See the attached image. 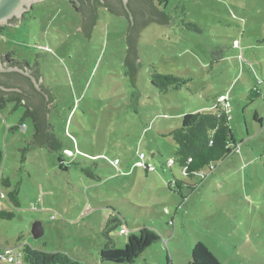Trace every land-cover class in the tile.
Here are the masks:
<instances>
[{
    "label": "rangeland",
    "instance_id": "rangeland-1",
    "mask_svg": "<svg viewBox=\"0 0 264 264\" xmlns=\"http://www.w3.org/2000/svg\"><path fill=\"white\" fill-rule=\"evenodd\" d=\"M164 12L174 24L141 31L137 85L128 64L130 21L109 9L100 10L90 39L68 0L35 3L22 24L2 25L1 49L41 71L56 99L54 134L79 152L65 157L77 165L62 170L58 152L34 149L33 119L20 126L23 106L0 109V176L10 181L3 191L18 189L20 203L0 201L14 212L0 220V246L117 264L102 262L101 250H122L147 230L159 241L133 264H189L198 242L222 264H264V0H169ZM153 72L186 84L161 93ZM221 96L233 152L189 180L173 163L168 134L185 115L213 111ZM36 222L45 231L40 239Z\"/></svg>",
    "mask_w": 264,
    "mask_h": 264
},
{
    "label": "trees",
    "instance_id": "trees-1",
    "mask_svg": "<svg viewBox=\"0 0 264 264\" xmlns=\"http://www.w3.org/2000/svg\"><path fill=\"white\" fill-rule=\"evenodd\" d=\"M110 1L111 0H107L105 4L99 3L100 1L96 2L98 7L101 6L108 8L112 12L121 15L123 14L130 18V14L122 0ZM131 1L132 3L130 5L128 4V7L131 11L134 23L132 20L130 21V29H136L137 21H139L137 20L136 10L133 5L134 2L140 3V5L146 9L147 16L148 14L152 15L162 24H168L170 22L171 19L164 12L168 7L169 0ZM81 2L83 1L81 0ZM71 4L74 5V3ZM94 17L95 20H97L98 16L96 15ZM181 22L188 30H191V25L192 27L197 28V25L186 22L185 20H182ZM151 84L161 93H167L171 88L174 90L182 89L186 83L184 80L173 75H162L153 72ZM38 92L34 94V96L36 95L34 99L35 105H32L29 102V98L31 97L24 93L22 94L21 92H12L7 96H2L0 97V109L6 108L7 105L12 103L15 104L16 108L23 106L25 108L24 119L21 121L20 126L24 125L23 122L25 118L31 117L34 121L35 133L32 136L34 137V141L42 138L43 146H47L51 152H58L60 155L58 159L60 168L66 170L70 165H77V162L76 160H73L72 163L70 162L68 164L65 162V157L73 159L75 156L68 157L65 154L66 150L71 149L64 147L61 140L54 134V130L48 121V108L54 103L55 99L49 91H47V94H40ZM254 96L256 98L260 96L258 91L255 92ZM217 104L218 105L211 112H199L196 114L185 115L182 118L180 128L175 129L168 134V136L173 138L176 144L173 163L177 164L180 169H182L184 177H187L189 180L196 178L206 170L215 168L219 162L233 152L232 145L234 141L230 124L231 116L225 106L223 107L220 102ZM3 158L4 155L0 145V163L3 162ZM85 173L91 178L97 177L90 169H86ZM8 186H10V181L0 176V201H5L7 199L11 204L19 208L18 189L5 193L3 187ZM13 217L14 212L4 208L0 211V220H10ZM158 241L159 239L153 233L147 230H142L138 236L135 235L129 237L125 248L122 250L113 249L109 245L105 246L100 253L101 261L117 264H133L148 248L156 244ZM9 248L17 249V247L0 246V254ZM20 251L24 255L25 264H85L80 260L71 258L66 253L47 252L32 248L27 244L21 246L18 252ZM189 264L222 263L205 244L198 242L192 250V259Z\"/></svg>",
    "mask_w": 264,
    "mask_h": 264
},
{
    "label": "flooded vegetation",
    "instance_id": "flooded-vegetation-1",
    "mask_svg": "<svg viewBox=\"0 0 264 264\" xmlns=\"http://www.w3.org/2000/svg\"><path fill=\"white\" fill-rule=\"evenodd\" d=\"M68 1H70V3H74L73 6L82 15V20L83 22L86 21L87 26H94L98 20V18L95 20L94 16H98V11L101 8V6L98 7L96 1H100L99 3L105 4L107 0H82L83 2H81V0ZM131 3L132 1L129 0V5ZM133 5L136 10L137 20L140 21L141 19L147 17L146 9L142 7L140 3L134 2ZM32 8L33 5L31 7H26L25 11L20 17H15L14 19L10 20L9 23L22 24L26 18V14H29ZM5 28L6 26L0 25V35ZM11 55L12 54H8L7 52L3 51L0 46V97L7 96L12 92H21L22 94L24 93L25 95L31 97L29 98V102L32 105H35L34 99L36 95L34 96V94L38 91L40 94H47L48 91L44 85L40 70L37 72L36 68L31 67L29 63L17 61ZM16 69L22 70V72Z\"/></svg>",
    "mask_w": 264,
    "mask_h": 264
},
{
    "label": "water",
    "instance_id": "water-1",
    "mask_svg": "<svg viewBox=\"0 0 264 264\" xmlns=\"http://www.w3.org/2000/svg\"><path fill=\"white\" fill-rule=\"evenodd\" d=\"M43 1L44 0H0V25L10 24V25L19 26L20 24L9 23V21L14 19L15 17L16 18L20 17L23 14V12L25 11L26 7H31L35 3H40ZM122 2L124 4V6L126 7L127 11L129 12L130 18L126 15H123V14L121 15L119 13L117 14L115 12H112V11L111 12L114 15L127 18L129 21H131L133 19V17H132L130 9L128 7L129 0H122ZM101 9H108V8L101 7L100 10ZM100 10L98 11V19L100 16ZM169 18L171 20L168 24H162L161 22L157 21V19H155L152 15L148 14V16L145 17L144 19L137 21L136 29H134V30L131 29V32H130L131 53L128 57V64H129V67L131 69V72L133 75V81H134L135 85H137V81H138V78H139V75L141 72V68H142L141 49H140L139 44H138V40H139L142 29L152 22H159L160 24L169 28L176 21L174 18H171V17H169ZM132 21L134 23V20H132ZM95 26H96V24L94 26H87V23H86L80 28V30L82 31V33L85 35V37L87 39H90L94 30H95ZM0 64H1V57H0ZM0 68H1V65H0ZM16 70H18V69H16ZM18 71L22 72V70H18ZM36 71L38 72L39 69H36ZM40 73H41V71H40ZM41 75H42V73H41ZM42 78H43V76H42ZM48 91L54 97L53 93L50 90H48ZM54 99H55V97H54ZM55 102H56V99H55L54 103H52L48 108V116H47L48 121H49V115L52 112L53 105L55 104ZM42 143H43L42 138L38 139L35 143L34 149L38 148V147H43ZM32 232H33L34 238H36V239H40L41 237H43V235L45 233L43 224L41 222H36L33 225Z\"/></svg>",
    "mask_w": 264,
    "mask_h": 264
},
{
    "label": "built area",
    "instance_id": "built-area-1",
    "mask_svg": "<svg viewBox=\"0 0 264 264\" xmlns=\"http://www.w3.org/2000/svg\"><path fill=\"white\" fill-rule=\"evenodd\" d=\"M224 101V99H221ZM25 129V126H22ZM69 156H73V153L68 152ZM2 207H0V211ZM24 257L23 253L16 251L15 249H7L5 252L0 254V264H23L22 258Z\"/></svg>",
    "mask_w": 264,
    "mask_h": 264
},
{
    "label": "clouds",
    "instance_id": "clouds-1",
    "mask_svg": "<svg viewBox=\"0 0 264 264\" xmlns=\"http://www.w3.org/2000/svg\"><path fill=\"white\" fill-rule=\"evenodd\" d=\"M220 101H222V100H220ZM220 101H219V102H220ZM220 103H221V102H220ZM22 126H23V125H22ZM22 126H21V127H22ZM24 126H25V125H24ZM25 128H26V126H25ZM68 152L73 153V156H69V155H68ZM78 152H79V151L74 152L73 150H66V151H65V154H66L68 157H74Z\"/></svg>",
    "mask_w": 264,
    "mask_h": 264
},
{
    "label": "crops",
    "instance_id": "crops-1",
    "mask_svg": "<svg viewBox=\"0 0 264 264\" xmlns=\"http://www.w3.org/2000/svg\"><path fill=\"white\" fill-rule=\"evenodd\" d=\"M221 99H226V97H223V96H221V98L218 100V102L221 100ZM221 104V103H220ZM222 105V104H221ZM224 107V106H223Z\"/></svg>",
    "mask_w": 264,
    "mask_h": 264
}]
</instances>
